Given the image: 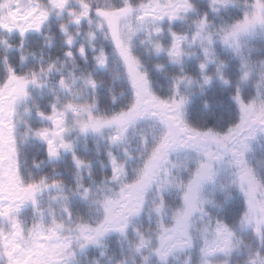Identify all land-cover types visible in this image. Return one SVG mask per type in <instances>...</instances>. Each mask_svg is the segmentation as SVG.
<instances>
[{"label": "trees", "instance_id": "16d2710c", "mask_svg": "<svg viewBox=\"0 0 264 264\" xmlns=\"http://www.w3.org/2000/svg\"><path fill=\"white\" fill-rule=\"evenodd\" d=\"M31 1L36 17L25 29L26 23L14 18L8 19L9 24L5 22V0H0V91L13 78L29 84L25 98L15 106L14 143L18 180L22 187L38 193L19 220L25 231L96 226L104 220L106 206L105 200H99L102 181H111L119 174L123 187L144 182L151 162L163 151L159 125L153 118H144L139 107L136 81L129 68L133 60L115 45L101 15L112 16L149 0ZM247 1L259 6L258 17L264 24V0ZM190 3L200 9L196 12L199 17L215 18L210 0ZM231 13L229 24L242 17L236 9ZM256 45L263 50V42ZM135 55L145 67V80L152 92L162 100L173 97V81L184 76L201 81L202 72L192 61L186 73L183 65L171 64L166 57H149L140 48ZM253 57L260 60L258 52ZM227 71L226 78L218 75L211 85L197 90L185 112L187 128L205 135L214 145L218 141L228 145L241 126L251 125L249 104L256 91L240 80L242 62L229 63ZM261 97L264 99V91ZM57 107L70 109L71 115L87 110L100 121L118 119L119 127L80 135L69 152L55 159L33 135L47 130ZM148 180L141 197L131 199L132 205H139L135 214H128L126 231L108 236L100 248L78 252L73 264H161L155 252L157 240L163 226L172 227L182 199L177 189H163ZM86 191L91 193L85 197ZM246 210L245 198L238 194L227 202L220 199L218 209L210 212L218 222L233 228ZM9 228L8 220L0 218V237ZM238 238L258 252L264 264V236L258 237L251 228L240 232ZM1 249L0 239V264H8ZM249 259L241 254L231 257V264H248Z\"/></svg>", "mask_w": 264, "mask_h": 264}, {"label": "rangeland", "instance_id": "374dc122", "mask_svg": "<svg viewBox=\"0 0 264 264\" xmlns=\"http://www.w3.org/2000/svg\"><path fill=\"white\" fill-rule=\"evenodd\" d=\"M210 3L214 19L209 15L199 17L196 12L200 9L190 0H149L112 16L101 13L115 45L133 60L129 68L143 117L156 120L164 139L163 151L153 157L144 182L123 187L119 174L111 181H102L99 200H105L102 202L106 206L104 220L96 226L73 230L64 226L31 231L22 228L19 215L25 206L33 205L38 193L22 187L18 180L14 143L15 106L29 84L25 79L13 78L0 91V218L10 225V231H3L0 239L8 264H73L78 252L102 247L108 236L126 231L124 222L139 205H132L131 199L141 197L148 179L163 189H177L182 199L172 227L161 229L155 249L157 262L231 264V257L243 254L250 258L248 264H262L259 253L244 246L238 234L253 228L258 237L264 236V47L262 50L256 45L264 43V24L258 17L259 6L247 0ZM4 7L8 24V19L14 18L26 23V29L35 20L31 0H5ZM232 9L241 12L242 17L229 24ZM137 48L149 57H166L171 64L183 65L186 73L190 72V61L194 62L202 72L201 81L184 76L171 83L170 100L158 98L145 80V67L135 55ZM257 52L260 60L253 57ZM235 61L243 65L240 80L256 91L249 104L251 125L241 126L228 145L220 141L214 145L205 135L187 128L185 112L195 92L211 85L218 75L226 78L229 63ZM70 111L57 107L47 130L33 135L55 159L69 152L78 136L119 127L118 119L100 121L87 110L73 116ZM85 193L86 197L91 192ZM238 194L245 198L247 210L238 226L228 228L210 211L218 209L220 199L227 202Z\"/></svg>", "mask_w": 264, "mask_h": 264}, {"label": "flooded vegetation", "instance_id": "af4514ba", "mask_svg": "<svg viewBox=\"0 0 264 264\" xmlns=\"http://www.w3.org/2000/svg\"><path fill=\"white\" fill-rule=\"evenodd\" d=\"M208 168L205 169V173L207 172Z\"/></svg>", "mask_w": 264, "mask_h": 264}, {"label": "water", "instance_id": "95a60500", "mask_svg": "<svg viewBox=\"0 0 264 264\" xmlns=\"http://www.w3.org/2000/svg\"><path fill=\"white\" fill-rule=\"evenodd\" d=\"M18 252V251H17ZM14 253H16V252H14Z\"/></svg>", "mask_w": 264, "mask_h": 264}]
</instances>
